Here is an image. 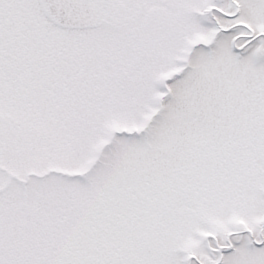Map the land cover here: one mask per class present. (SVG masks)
<instances>
[{
    "label": "snow or ice",
    "instance_id": "snow-or-ice-1",
    "mask_svg": "<svg viewBox=\"0 0 264 264\" xmlns=\"http://www.w3.org/2000/svg\"><path fill=\"white\" fill-rule=\"evenodd\" d=\"M0 264H264V0H0Z\"/></svg>",
    "mask_w": 264,
    "mask_h": 264
}]
</instances>
